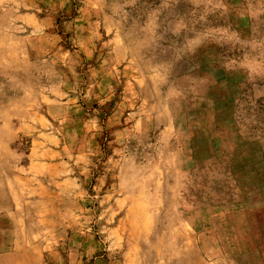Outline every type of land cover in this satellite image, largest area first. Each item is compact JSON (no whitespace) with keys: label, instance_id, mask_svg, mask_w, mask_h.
Instances as JSON below:
<instances>
[{"label":"clouds","instance_id":"obj_1","mask_svg":"<svg viewBox=\"0 0 264 264\" xmlns=\"http://www.w3.org/2000/svg\"><path fill=\"white\" fill-rule=\"evenodd\" d=\"M73 2L33 0V14L21 18L23 23L0 29V264H58L62 248L67 250L66 262L75 249H95L96 254L87 260L81 255L80 264H113L115 257L107 258L105 246L115 253L123 234L117 235L119 229H109L108 224L133 199L131 192L124 195L120 191L126 166L134 156L147 158L155 153L163 157L160 146L168 136L162 137L159 128L152 125L149 129L148 124L153 112L158 121L167 116V107L159 103L144 107L149 103L144 92L151 90L159 96L163 77L160 66H152L153 57L144 42L137 43L136 10L115 23L106 21L103 29L99 23L75 28L71 19ZM83 2L97 8L103 0ZM13 3L0 0L6 11L14 10L10 7ZM130 3L135 0H125V4ZM219 6L224 23L218 22L215 30L220 39L227 38L232 44L222 47L211 62L205 61L211 96L222 99L225 109L237 99L254 104L259 123L264 119V97L256 93H264V41L257 44L255 39L242 40L238 29L226 26L233 14L230 0H222ZM247 16L259 23L262 15L249 6ZM121 21L128 27H121ZM247 42L255 45L258 53ZM33 57L38 63H33ZM53 75L59 83H52ZM138 100L143 101L140 109L129 116L140 118L129 129V120L122 123L121 117L125 109H135ZM41 161H46V166ZM163 163L153 157L154 166L149 170L157 215L165 207L161 195L175 192L166 184ZM44 175L48 189L58 197L65 192L64 177H73L68 195L74 204L81 202L77 209L81 215L67 225L74 229L71 234L57 236L37 219L36 204L31 201L35 191L32 185L40 184L37 176ZM105 184L111 195L100 201L101 206L116 197L118 210L113 211L109 204L97 217L88 202L95 206L98 196L92 193L98 194ZM189 233L195 236L191 223L181 235ZM144 243L152 247L147 239ZM221 248L232 264H255L264 257V239L250 247L246 236L238 234L233 242H222ZM198 251L194 245H178L173 239L161 249L160 264H188Z\"/></svg>","mask_w":264,"mask_h":264},{"label":"rangeland","instance_id":"obj_2","mask_svg":"<svg viewBox=\"0 0 264 264\" xmlns=\"http://www.w3.org/2000/svg\"><path fill=\"white\" fill-rule=\"evenodd\" d=\"M77 2L79 7H76ZM32 3L33 0H14L10 6L13 11L0 6V29L23 23L21 18L33 14ZM221 3L222 0H135L134 4H125V0H103L104 7L98 10V16L90 17L84 14L83 0L73 2L71 19L75 28L99 23L103 29L106 21L115 23L135 9L137 43L144 42L153 57L152 66L159 65L163 77L159 96L151 90L144 92L149 98L144 107L149 109L157 103L166 105L167 116L158 121L153 112L148 127L155 125L160 135H167L168 139L160 146L162 158L155 153L147 158L134 156L126 166L120 191L124 195L131 192L133 199L127 201L123 211L108 224L109 229H119L117 235L123 234L115 253L105 246L107 258L115 257L113 264H160L161 249L173 239L178 245L187 243L200 250L188 264H232L231 257L221 248L222 242H233L240 234L254 247L264 239V119L258 123L253 112L255 105L239 99L225 109L222 99L212 98L207 80L210 74L205 73V61L211 62L222 47L232 44L227 38L220 39L215 30L218 22L224 23L220 19ZM122 5V11H118ZM249 6L260 11L259 23L248 19ZM230 11L233 14L226 25L230 30L238 29L242 40L255 39L257 44L264 41V0H230ZM121 27L128 25L121 21ZM249 32L251 36L247 35ZM247 43L258 53L255 45ZM141 51L143 54V48ZM33 63H38L37 57H33ZM122 70H125L123 66ZM43 79L47 81L48 77ZM51 81L60 82L55 75ZM147 84L151 85V81ZM256 96L264 97V93L257 92ZM142 103L138 100L135 109H125L121 122L129 120V129L135 119L140 118L134 119L129 113L138 111ZM144 119L147 121L148 117ZM153 157L155 162L163 160L166 184L175 190L161 195L165 207L159 210V215L154 205L155 185L149 175L154 166ZM41 164L46 166V161ZM64 179L65 192L59 197L48 189L46 175L37 176L40 184L32 185L35 191L31 201L36 204L37 219L57 236L65 232L71 234L74 229L67 225L81 215L77 210L81 202L74 204L68 195L72 191L73 177L69 175ZM92 195L98 198L94 207L89 201L88 208L97 217L109 204L113 211L118 210L116 197L101 206L100 201L111 195L107 184ZM173 196L175 199L171 198ZM41 213H44L42 219ZM189 223L194 237L190 233L181 235L187 232ZM88 227L96 230L93 225ZM145 239L151 248L144 243ZM95 254V249L83 252L75 249L66 262L67 250L62 248L58 264H80L81 255L87 260ZM255 264H264V257Z\"/></svg>","mask_w":264,"mask_h":264},{"label":"crops","instance_id":"obj_3","mask_svg":"<svg viewBox=\"0 0 264 264\" xmlns=\"http://www.w3.org/2000/svg\"><path fill=\"white\" fill-rule=\"evenodd\" d=\"M84 6H85L84 14H86V16H90V17H92L93 15L98 16L97 14H99V11H101V9L104 7L103 5H100L97 8H91V6L86 5L85 3H84ZM104 18H106V17L104 16Z\"/></svg>","mask_w":264,"mask_h":264}]
</instances>
